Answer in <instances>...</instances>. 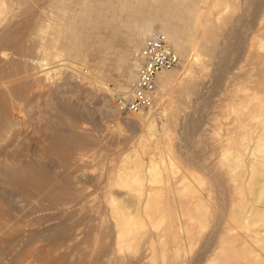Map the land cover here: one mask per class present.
I'll list each match as a JSON object with an SVG mask.
<instances>
[{
  "label": "rangeland",
  "instance_id": "obj_1",
  "mask_svg": "<svg viewBox=\"0 0 264 264\" xmlns=\"http://www.w3.org/2000/svg\"><path fill=\"white\" fill-rule=\"evenodd\" d=\"M23 1L7 0L6 10L9 13H17L18 9L20 10L27 4ZM75 1L72 3L75 8L70 5L73 10L68 6L70 9H67V13H65L68 14L70 11V14L83 18V23L75 20L70 25L79 27L82 24L83 32L80 34L82 46L78 47L81 52L79 50L78 54L69 56V62L72 63L69 64V68L63 69L62 76L51 74L48 76L50 78L45 79L47 69L45 70V66L43 67L38 63V60L47 57V55L35 50L36 47L30 40L26 43V37L19 33L25 29V26L18 25L16 30H21L15 31L17 32L14 35L15 38L13 41L11 40V43H14L15 40L16 46L27 49L24 51L25 57L15 55L16 61L12 64H15V72L19 73L15 74L16 77L20 76V79L14 85L12 84V87L15 86L17 89L15 90L16 94L18 93V95L15 94V97L17 96L19 100L22 98L21 101L24 99L21 102L22 110L15 113L17 114L16 119L19 118L16 120L19 124L16 126L17 130L10 137H6L4 134L3 139H0V264H109L107 257H103V253L108 247L110 239V243H112V236L103 233L95 241L92 235L95 231L106 232L110 230L105 228V225H101L99 217L88 215L87 213L90 212L87 210L93 206L99 211L104 208L103 185L107 169L109 166H116L124 155L122 153L128 152L126 150H129L130 144L139 139L141 127L139 130V124L132 118L136 112H118L114 96L107 93L106 89L103 88H105V84H108L114 87L115 91L119 90L121 93L132 82L137 68V54L144 43L154 34H163L179 56V62L174 67L165 69V71L180 69L188 57L187 55L191 54L189 56L191 57L193 54L190 48L176 50L165 32L160 29L162 25H167L166 22L172 17V11L164 13L161 8H155L156 2L154 0H128L126 7L123 6L125 0H111L112 6H114H109L107 9L106 4H109L110 0H91V4L94 6L89 7L85 14L80 9L82 3L78 0ZM245 1L238 8L223 9V16L232 18L225 24V21H218L220 19H217L218 23L215 21L216 23L212 24V31H209V36L210 40H214L216 46L208 43L209 47H202L200 53L203 54L201 53L199 58L195 60L196 63L194 56H192L193 69L188 74H183L184 77L181 78L182 88L178 89L174 88L177 86H173L171 88L173 90L172 97H166L167 99L165 98L160 107L154 106L150 109L156 114L162 110V107H168V116L175 120V125L171 133L163 137L157 147L152 144L153 147L149 148L151 154L143 153L144 159L150 155H153L158 162L162 159L172 158V161L175 162L174 169L172 173H167L166 177L173 183H176L180 177L185 182H190L188 186H192L190 188L193 190L190 189L189 191L191 196V191L194 195V191L199 189L196 194L201 192L199 194L204 196L202 201L205 198L204 205L207 208L206 210L203 209V213L200 212L201 215L198 220L193 221L188 219L187 215L182 216V220L196 231V235L188 249L185 252L182 250L183 253L181 252L178 259L180 261L177 262L175 259L176 261L173 262V259L170 264H202L204 262L202 259L207 260L217 250L221 232L226 226H234V232L238 233L254 234V231L259 230L264 237V193H262L264 192V169L260 166L253 172V175L251 174L254 177H250L247 182H252V185L251 183L248 185L245 182V184L241 183L245 189L244 195L241 197L243 203L248 204V207H255L253 210L251 209L253 211V213L250 212L251 215L246 212L243 214V216L247 215L249 226L252 225L246 229L240 226L242 220L239 223L232 219V211L239 210L241 206L231 196L232 173L230 171L235 166V162L234 160L228 161L223 157L221 153L225 150L223 149V151L222 146H220L229 137L228 131L230 130L227 128H231L233 131L232 128L236 122L234 119L235 112L227 109L229 96L236 92L237 87H244L248 84L244 80V74L250 66L241 54L250 41L248 38L253 31L252 26L254 21L257 22L258 13L261 9L258 6L260 7L264 0H260L259 5V0ZM181 13L188 19L183 26L194 28L193 13L185 10H181ZM106 15H109L110 19L105 18ZM133 15L145 27H148L145 24L146 21L151 20L154 27L152 26L151 29L147 30L146 28L143 30L130 28L129 26L132 27L130 19L133 18ZM117 18L119 19L117 20ZM182 40L183 44L187 45L186 37ZM220 41L222 42L220 43ZM26 44L27 47H25ZM210 45L212 46L211 49ZM30 49H33L34 52ZM215 49L218 51L216 52ZM212 50L215 52H213L215 56L212 54ZM219 50H223V52L220 53ZM34 53L37 54V60L32 57ZM235 61L236 63H234ZM0 62V67H5L6 63ZM2 63L3 66H1ZM203 63L208 65L205 66ZM37 64H39L38 67ZM71 64H73L72 66L77 65V68L72 67ZM215 64L219 65L216 66ZM9 65L7 63L6 67ZM200 67L202 68L199 69ZM72 68L77 71H72ZM233 68L235 69L232 70ZM78 69L83 70V72L80 73L81 71ZM223 72L227 73L223 74ZM259 75L262 76L258 73L257 76ZM91 76L97 78L100 83L92 80ZM42 79L43 85L40 82ZM36 81L40 83L41 87L39 84L38 86L34 84ZM32 83L35 85L34 87ZM238 92L242 94L241 91ZM238 92H236L237 96L234 94V99L238 97ZM0 94L2 93L0 92ZM159 94L160 92L157 91L158 96ZM0 100L2 101L0 103L1 108H4H0L3 117L7 115L9 110L8 108L5 109L3 99ZM142 111L148 113L149 108ZM151 112L149 111V113ZM22 119L24 123H22ZM231 133L230 140L233 138L231 140L233 143L236 142V139L238 142V135L236 136L235 132H233L234 135ZM233 153H236V150ZM227 161L229 164H233L228 165V167L226 166ZM160 164L162 165V163ZM230 167H232L231 170ZM193 170H197L201 178H194V175L191 174L194 172ZM260 171H263V174ZM236 177L238 178V175ZM259 179L261 181H257ZM165 181L167 182V180ZM161 183L163 185V181ZM251 186L256 187L253 189ZM260 186L262 189L259 188ZM83 187L85 191L81 192L82 194L76 191ZM238 189L240 190L241 186ZM234 194V199L239 198L237 189H235ZM76 197L80 203L79 206L83 207H80L83 213L74 222L71 212L68 211L69 213L65 212L62 215L59 212L60 209H56V207H61L57 206L60 200H68V198L75 200ZM196 197L194 195L191 199L197 200L198 197ZM79 199L82 200L79 201ZM235 208L236 210H234ZM50 214H57L58 217L47 220L46 216L49 217ZM74 224L77 225L76 228ZM253 242L252 247L256 249V252L250 254L249 259L245 260L247 264L261 263L260 259L264 257V249L255 241ZM94 249L100 251H93ZM132 259L137 260L136 258L130 260ZM134 261L131 263L129 261L128 264H136ZM113 262L115 263V260Z\"/></svg>",
  "mask_w": 264,
  "mask_h": 264
},
{
  "label": "bare ground",
  "instance_id": "obj_2",
  "mask_svg": "<svg viewBox=\"0 0 264 264\" xmlns=\"http://www.w3.org/2000/svg\"><path fill=\"white\" fill-rule=\"evenodd\" d=\"M24 1L23 2L24 3L27 2L28 5L24 4L25 6L23 8L21 7L20 10L18 9L17 13L15 12L9 13V11H7L5 7L7 0H0V61L5 62L6 64L7 63L10 64L9 67H6V64H5V67H0V92L2 93L0 94L2 96V98L0 96V99H3V101L5 102V106H6L5 109L8 108L9 110L8 113L10 112L9 115L7 113V115L3 117H2V113H0V139H3L4 134H6V137H10L13 134V132L17 130L16 126L19 123H17L16 120H18L19 118L16 119L17 114L15 113H17V111L19 110H22L21 102L24 101V99L23 101H21L22 98H20L19 100L17 96L15 97V94H16L15 90L17 89H15V86L12 87L15 84V82L20 79V76L16 77L15 75L18 73V72H15V66H14L15 64L12 65L13 63H15L14 61H16L15 55L23 58L25 57L24 51L25 49H27V48L16 46L17 44L15 45V40H14V43H11L13 39L15 38L14 36L16 35L15 33H17L15 31L21 30V29L16 30L18 25L25 26V29L23 28L24 30L22 32L20 31L19 33H21V35H24L26 37V40H25L26 43L28 42V40H30L36 47V49L35 48L33 49L44 53V55H47V57H42V58L38 56L40 58V60H38V63H40L43 67L45 66L44 68L45 70L47 69L46 71L47 76L45 75L46 76L45 79L50 78L48 76H50L51 74L62 76L63 71H64L63 69L69 68L70 67L69 64L72 63V62H69L70 60L69 56L77 53L80 50V49L78 50V47L82 46V38L80 35L81 32H83V27L81 26L82 24L81 25L79 24L80 25L79 27L70 26V25L75 20L80 21V23H83L82 22L83 18L81 16L79 17L78 15L70 14V11L68 13L69 15L66 14L67 9L68 10L70 8L72 9L70 5H72V3L75 0H68V1L67 0H27V1L24 0ZM78 1L82 3L80 9L83 14L87 13V9L89 7L91 8L94 6L91 4V0H78ZM154 1L156 2L155 8H158V9L161 8L164 11V13H167L170 10L172 11V14H171L172 17L171 18L169 17L170 19L167 18L169 23L166 22L167 25L166 24H164L165 26L162 25L160 29L165 32L169 40L173 43L176 50L180 51V49L184 50L185 48H188V49L190 48V50L193 51L192 56H194L193 57L194 61L197 60L199 56L201 55L202 52L200 53V49H202V47L203 48L209 47L208 43L216 46L214 40L212 39L210 40V36H209L210 34L209 31H212V24L213 23L215 24L217 22V19H220L218 21H221V20L222 22L225 21L224 22L225 24L226 22H228L229 19L232 18V17L230 18L229 16L227 17L223 16L224 15L223 9L229 10L230 8L231 9L238 8L243 2H246L245 0H154ZM261 1L259 0L258 5L260 4ZM127 5H128V0H125L123 6L126 7ZM68 6L70 8H68ZM109 6L110 7L114 6V5L112 6L111 0L109 1V4L108 3L106 4V9ZM73 8H75V5L73 6ZM77 8L79 10L78 6ZM258 8L259 9L261 8V9H260V12L258 11L259 15L257 17V22H256L257 24L254 21L253 26L251 25L253 31H252V34L250 33L251 36L250 37L248 36L249 37L248 39L250 41L247 47L245 46L246 48L245 49L243 48L244 50L242 49L243 51L241 54L243 55L244 60L247 61L246 63L249 64L247 65L250 66V68L248 67L247 72L245 71L246 73L244 74V80L247 81L248 84L244 85V87L236 88V92L241 91L242 94L238 92V97H236L235 99H234V94L236 95V92L232 93L233 95L229 94L230 99L227 105L228 106L227 109H229V111L233 110L235 112L234 119L237 122V123L235 122V126L232 128L233 131L231 130V128H227V129H229L232 133L235 132L236 134L233 133V135L234 134L236 136L238 135L237 138L239 139H238V142L236 139V142L233 143L231 141L233 140V138L230 140L231 132L228 131L229 137L225 139L226 142H223L222 145H220L222 146V150L223 149L225 150V151L223 150L224 152L222 151L223 153H221L223 154V157H225L226 160L228 161L234 160L235 162V166L234 167L232 166L233 168L230 167V170L232 168V170L230 171L232 173L231 196L233 197L232 199L235 200L237 204L239 203L241 206L240 208L238 206L239 210L232 211L233 213L231 212L232 219L239 223L242 220L240 226L246 229L252 225L249 226V223H247L248 217L246 214H245L246 216L245 215L243 216V214L244 212H246L247 214L249 213L248 215H251L250 212L253 213L252 210L255 207L254 208L252 206L248 207V204L245 205V203H243L241 197L242 195H244L245 189L242 187L241 183L245 182L247 183V185L248 183L249 184L251 183L252 185V182H247V181L250 179V177L252 178L254 177L252 176L253 172L256 171V169H258V167L260 166L262 169H264V167H262L264 166V1L261 3L260 7L258 6ZM92 10H95V9H92ZM181 10H185L187 12L193 13V16H194L193 27L194 28L183 26V24L188 19L182 15ZM109 12L110 11L108 10V13ZM108 16L109 15H106L105 18ZM98 17H100V15ZM132 17H133L132 19L129 18L130 21L132 22L131 23L132 27L131 26L129 27L134 30H137V29L143 30L144 28H146L147 30V29H151L152 26L154 27V25L151 24V20L146 21L145 24L148 27H145L143 24L140 23L141 22L140 20H136L134 18V15ZM47 18L49 19L45 21ZM119 18H117V20ZM101 19H102V15H101ZM108 19L110 18L108 17ZM102 22H104V20H102ZM108 23H110L109 20H108ZM140 36H143V35H140ZM184 37H186V39L188 40L187 45L183 44L182 39H184ZM212 37L213 35L211 36V38ZM221 42L222 41H220V43ZM25 47H27V44L25 45ZM211 48L212 46L210 47V49ZM33 49H30V50L34 52ZM221 51L223 52V50ZM213 52L214 51L212 50V54L215 53ZM190 55L189 54L187 55L188 57H186L185 62L182 63L180 69L178 70L171 69L167 71H165L164 69L157 74L156 83H158V85H157L156 92L158 91V93L160 92V94L158 96L156 93L155 101L153 102L152 106L149 107L150 112H151L150 109H152V107L154 106L160 107L162 102L165 101L166 97H172L173 90L171 88H173V86H177L174 88H178V89L182 88L181 78L184 77L183 74L184 75L188 74L193 69L192 68V65H193L192 56L189 57ZM29 56L31 57V54ZM41 56H43V54ZM214 56L212 55V57ZM32 57L36 58L37 54L34 53V56L32 55ZM32 57L30 58L31 60H32ZM26 59H27V56H26ZM34 60H37V58ZM234 63H236V61ZM219 64L221 65V63ZM219 64H215V65L217 66ZM38 65L39 64H37V67ZM72 65L73 64H71V66ZM207 65L208 64H206L205 66ZM232 65L235 66L234 64ZM1 66H3V63ZM76 66H72V67H76ZM200 66H203V65H200ZM201 68L202 67H200L199 69ZM79 69L78 71H81ZM234 69L235 68H233L232 70ZM71 70L75 71L73 70V68ZM203 70H205L204 67H203ZM82 72L83 70L80 73ZM224 73H227V72H223V74ZM258 73L262 74V76L261 77L260 75L257 76ZM224 76L222 77L224 78ZM90 78H92V80L96 82L97 81L99 82V80H97V78L93 76H91ZM134 78H135V74L133 76V79ZM40 82L42 84L43 79ZM34 84H37V86L38 84L40 85L38 81H36ZM34 84L32 85L33 87L35 86ZM44 85L47 86V84L45 83ZM21 87H24V86H21ZM104 87L105 88L103 89H106L105 91L109 93L110 95L114 96V98H116L117 94L120 93L119 90H116L117 91L116 92L114 87H112L111 85L105 84ZM16 95H18V93ZM227 97L226 99L228 100ZM1 102L2 101L0 100V103ZM1 106L2 105H0V108ZM1 109H4V108L2 107ZM168 109H169L168 107H162V110L160 111L158 110L159 112H156V114L153 113L154 111L151 113H149V111L148 113L144 112L145 114L143 113V111H140V112H136V114L133 115L132 118L135 121H137V123L139 124V130L141 127V134L138 137L139 139L137 141L132 142V144H130L129 150H126L128 152L122 153V155L123 154L124 155L123 157L120 158L116 166H109V168L107 169V172L104 178V185H103L104 187V192H103L104 208L99 211L93 206L87 210L88 212H90V213H87L88 215L90 214L91 216L99 217L101 220V225H105L106 227L105 226L104 227L109 228L110 230V231L107 230L106 232L95 231L92 235L95 241L98 239L99 235L103 233H106L107 236H112V243H110L111 242V239H110L109 245L103 253V257L104 256L107 257L109 264H128L129 261L130 263L131 261H134L133 259L130 260L131 258L137 259L135 260L136 262L134 261L136 264H170L173 261V259H174L173 262H175L176 260L177 262L180 261L178 260L179 255L181 254V252L183 253V251L185 252V250L188 249V247L191 245V242L194 236L196 235V231L190 228L188 223L186 224V222L182 220V216L187 215L188 219L190 220H193V221L198 220L201 215L200 212L203 213V211L207 209L206 206L204 205L205 198L202 201V198L204 196L202 197L199 194L201 193L200 191L199 193L196 194V191L199 189L194 191L195 197L196 196L198 197V198L196 197L197 200H192L194 195L192 192L193 190L190 188L192 186L190 187L188 186L189 185L188 183L190 182L187 183L185 182L183 178L180 177V179L177 181L178 183L176 182L177 183L176 184V183H173L172 181H169L168 177H166V174L172 173L174 169L173 166L175 162L172 161V158L168 160L160 159L161 161L158 162L156 158L153 157V155H150L148 157H145L146 159H144L143 153L147 155L151 154L150 152L151 150L149 151V148H151L152 144H154V146L157 147L158 144L161 143L163 137H166L167 135L171 133L175 125V120L172 117L168 116ZM22 123H24L23 119H22ZM229 140L231 141V143L229 142ZM235 150H236V153H233L235 152ZM160 163H162V165ZM230 164H233V163H230ZM230 164L228 162L226 166ZM193 171L194 172H192L191 174L194 175V178L196 179L201 178L198 175L199 173L197 170H193ZM262 172L261 174H263ZM9 173H11V171ZM237 175H238V178L236 177ZM252 178H251V181H252ZM90 179H89V182H90ZM165 180H167V182ZM162 181H163V185L161 183ZM257 181H261V180L259 179ZM240 186H241V189L239 190L238 188H240ZM251 187L253 188V186ZM259 188H261V186ZM84 189H85L84 187L78 188V190L76 191L83 193L85 191ZM190 189L192 190L191 191L192 196L189 192ZM235 189H237V192H239V198L236 197L234 199ZM77 200H78L77 197L75 198V200L69 199V198L68 200H65V199L62 201L60 200L57 203L58 204L57 206H61V207L60 208L56 207V209H60L59 212L62 213V215L65 212H68V211L71 212L72 213L71 217L74 220V222H76L75 219L81 213H83L80 208L82 206H79L80 203ZM80 200L82 199H79V201ZM66 207H68L69 209L67 210ZM234 210H236V208ZM57 214H53V215L50 214L51 216L49 217L46 216L47 220L54 219V218L56 219L58 217ZM74 227L76 228L77 225L74 224ZM234 229H235L234 226H226L222 232L220 231L222 234L220 235L217 250L213 253V255L210 258L208 257L207 260H205V258L202 259L204 260V262L202 261L203 263L201 262L202 264H247L245 260L249 259L250 254L256 252V249L252 247L254 245L253 241H255L258 245L262 247V249H264V237H262L263 234L259 230L254 231L255 233L253 232L254 234H252V233H247V232H242V233L234 232ZM111 231H112V234H111ZM247 236H249L250 238H248ZM93 251H98V250L94 249ZM113 260H115V263L113 262ZM260 260L262 262L257 263V264H264V257H262ZM172 264H175V263H172Z\"/></svg>",
  "mask_w": 264,
  "mask_h": 264
},
{
  "label": "built area",
  "instance_id": "obj_3",
  "mask_svg": "<svg viewBox=\"0 0 264 264\" xmlns=\"http://www.w3.org/2000/svg\"><path fill=\"white\" fill-rule=\"evenodd\" d=\"M178 62V54L163 34L151 36L137 54L135 78L115 98L117 110L135 113L152 106L157 93V74Z\"/></svg>",
  "mask_w": 264,
  "mask_h": 264
}]
</instances>
